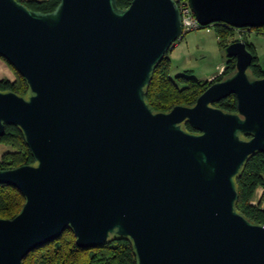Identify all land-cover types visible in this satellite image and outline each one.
Masks as SVG:
<instances>
[{
    "label": "water",
    "instance_id": "obj_1",
    "mask_svg": "<svg viewBox=\"0 0 264 264\" xmlns=\"http://www.w3.org/2000/svg\"><path fill=\"white\" fill-rule=\"evenodd\" d=\"M187 2L201 26L264 25V0ZM182 35L174 0H59L48 12L0 0V56L28 86L0 90V135L17 126L33 159L0 169L24 197L0 217V264H23L66 228L79 247L128 238L136 264H264V224L235 207V177L264 153V75L247 73L253 55L232 41L233 73L153 111L152 70ZM230 94L235 111L213 105Z\"/></svg>",
    "mask_w": 264,
    "mask_h": 264
},
{
    "label": "trees",
    "instance_id": "obj_2",
    "mask_svg": "<svg viewBox=\"0 0 264 264\" xmlns=\"http://www.w3.org/2000/svg\"><path fill=\"white\" fill-rule=\"evenodd\" d=\"M18 1L28 8L42 12L53 10L59 2V0ZM129 2L130 0H117V5L123 8ZM212 24L216 29L220 44L222 41L220 36L227 33L231 26L221 22ZM252 29L258 31L264 38V25L252 27ZM246 46L253 55L247 73L252 77H261L264 75V67L261 68L258 64V57L255 55L253 46L247 43ZM224 47L225 45L222 51ZM168 52L154 66L150 82L146 88L145 101L153 111H166L176 104L191 105L209 85H203L205 87L202 88L201 80L192 76L189 70L186 72L179 71L171 77ZM223 55L228 59L226 69L223 75L215 80L230 75L235 70V58L225 55L224 51ZM10 66L14 69L11 64ZM15 72L17 78L14 81L5 78L0 79V90H11L19 95H26L28 86L24 78L16 70ZM213 105L226 111H235L236 99L233 94H230L213 103ZM183 124L187 130L196 131L187 121ZM0 144L8 147L0 154V169L33 162L23 135L17 126L5 125L4 132L0 135ZM263 171L264 153L256 152L246 160L241 171L235 177L238 191V198L235 203L236 210L250 221L259 224H264V209L260 205H253L251 200L257 186L264 188ZM23 201L24 197L18 189L0 183V217L10 218L14 216L20 210ZM23 264H136V255L128 238L118 237L114 234L101 245L91 248L79 247L75 243L71 229L66 228L56 239L29 251L23 259Z\"/></svg>",
    "mask_w": 264,
    "mask_h": 264
},
{
    "label": "rangeland",
    "instance_id": "obj_3",
    "mask_svg": "<svg viewBox=\"0 0 264 264\" xmlns=\"http://www.w3.org/2000/svg\"><path fill=\"white\" fill-rule=\"evenodd\" d=\"M181 38L187 43L189 60L187 61L185 57L172 58L170 62V76L173 77L178 70L180 72L189 70L192 76L201 80L202 88L223 75L228 59L223 55L222 48L232 41L243 40L247 44L252 45L255 55L258 57V64L261 68L264 67V38L258 31L252 28H229L227 33L220 36V40H222L220 42L221 45L219 44V38L213 24L188 30L183 33ZM3 78L14 81L17 78V74L10 64L0 57V79ZM6 149L8 147L0 144V154ZM262 174L264 177V171Z\"/></svg>",
    "mask_w": 264,
    "mask_h": 264
},
{
    "label": "built area",
    "instance_id": "obj_4",
    "mask_svg": "<svg viewBox=\"0 0 264 264\" xmlns=\"http://www.w3.org/2000/svg\"><path fill=\"white\" fill-rule=\"evenodd\" d=\"M174 1L177 4L178 10L180 12L183 33L188 30L201 27L196 17L194 16L193 12L191 11L187 0H174ZM262 190H263L262 197H260V199L258 200H251V203L253 205H260V207L264 209V188H262Z\"/></svg>",
    "mask_w": 264,
    "mask_h": 264
},
{
    "label": "crops",
    "instance_id": "obj_5",
    "mask_svg": "<svg viewBox=\"0 0 264 264\" xmlns=\"http://www.w3.org/2000/svg\"><path fill=\"white\" fill-rule=\"evenodd\" d=\"M168 55L170 57V62L172 61V58L174 59H178L181 57H185L186 60L188 61L189 58V50H188V46L185 40H183V38L176 40L173 43L172 48L169 50ZM180 70H178L179 72ZM262 186H257L255 191H254V197H252V200H258L260 199V197H262L263 194V190H262ZM256 193V195H255Z\"/></svg>",
    "mask_w": 264,
    "mask_h": 264
}]
</instances>
